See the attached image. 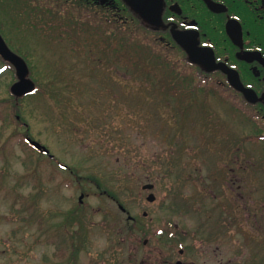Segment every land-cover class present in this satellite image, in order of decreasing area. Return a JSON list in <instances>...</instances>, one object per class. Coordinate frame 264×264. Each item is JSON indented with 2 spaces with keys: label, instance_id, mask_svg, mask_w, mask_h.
Segmentation results:
<instances>
[{
  "label": "flooded vegetation",
  "instance_id": "flooded-vegetation-1",
  "mask_svg": "<svg viewBox=\"0 0 264 264\" xmlns=\"http://www.w3.org/2000/svg\"><path fill=\"white\" fill-rule=\"evenodd\" d=\"M128 25L149 32L148 37L169 52L181 49L183 56L177 60L197 70L199 90L207 87L203 94L228 96L219 104L226 116L219 126L228 130L219 145L222 167L212 164L207 187H182L181 224L146 211L131 215L118 197L112 201L124 215L103 216L102 221L78 215L73 207L57 215L58 221H53L56 215H43L38 237L52 249L45 260L52 264H264V0H0V34L27 63L26 54L17 49L24 47L15 48L14 43L21 45L29 36L45 37L44 31L55 30L74 46H86L94 62H112L120 68ZM13 30L20 38H14ZM177 36L196 45L208 62H193ZM212 60L227 72L211 68ZM0 62L12 76V64L1 57ZM230 73L237 75L241 88L232 84ZM11 117V107L1 111L2 132L11 127ZM12 140L10 136L0 145V156L7 157ZM25 143L40 157L33 171L39 172L47 161L57 172L76 174V167L62 164L52 152L42 154ZM68 184L66 188H73L71 181ZM143 190L149 192V203L157 202L158 187ZM165 202L167 207L171 200ZM94 228L102 229V234Z\"/></svg>",
  "mask_w": 264,
  "mask_h": 264
},
{
  "label": "rangeland",
  "instance_id": "rangeland-1",
  "mask_svg": "<svg viewBox=\"0 0 264 264\" xmlns=\"http://www.w3.org/2000/svg\"><path fill=\"white\" fill-rule=\"evenodd\" d=\"M13 31L14 38L19 37ZM42 34L45 37L29 36L14 47H24L17 49L26 54L37 88L35 80L53 83L48 88L53 95L40 91L13 107V77L0 72V114L12 109L11 127L2 132L0 121V145L13 137L7 157L0 156V264H52L45 260L52 249L38 237L43 215L62 216L72 207L94 221L124 215L106 189L131 215L146 211L181 224L182 187H207L214 165L222 167L219 145L228 136L219 126L226 118L219 108L224 101L211 98V113L197 108L183 126L173 119L175 105L166 104L152 82L139 81L131 62L124 60L120 68L112 62L99 64L88 56L86 46H74L66 35L55 30ZM26 133L48 146L62 164L76 167V174L57 172L47 161L39 172L33 171L40 157L24 143ZM88 176L97 177L105 188L85 181ZM69 181L73 188H66ZM146 184L158 187L156 203L147 201ZM166 199L171 200L167 207ZM56 216L53 221L60 220Z\"/></svg>",
  "mask_w": 264,
  "mask_h": 264
},
{
  "label": "trees",
  "instance_id": "trees-1",
  "mask_svg": "<svg viewBox=\"0 0 264 264\" xmlns=\"http://www.w3.org/2000/svg\"><path fill=\"white\" fill-rule=\"evenodd\" d=\"M149 32L144 30H137L132 26L128 25L125 28L124 33V57L126 62H131V68L133 73L138 76L140 75L139 81H147L153 83V88L156 93H162L166 104H174L173 119L176 123H182L183 126L191 120V115L197 108L201 110L203 114L211 113L208 109L211 98L221 99L228 96H210L203 94V90H206V86L200 89L197 70L190 68L189 65L184 62L177 60L178 57L183 56V51L169 52L163 45L154 42L150 39ZM1 63V62H0ZM3 62L0 64L3 67ZM1 67V68H2ZM128 67V63H126ZM129 68V67H128ZM13 83L17 80L14 68H12ZM39 83L36 92L32 95L47 92L53 95V89H49V85H43L40 80H35ZM186 86H189L187 88ZM192 88H191V87ZM186 87V88H185ZM10 88V87H9ZM185 88V89H184ZM203 89V90H202ZM187 90V92H185ZM10 94V91H9ZM11 99L15 107L17 101H22L24 98L17 99L14 96ZM196 113L194 116H197ZM210 115V114H209ZM178 119V121H177ZM25 121L24 119H21ZM206 122H208L206 120ZM21 123H19L20 125ZM181 124V125H182ZM180 125V130H181ZM19 134V133H15ZM87 182H95L99 189L103 190V184L98 180L97 177L88 176L84 178ZM106 194L116 198L115 193L106 189ZM79 215H83L79 213Z\"/></svg>",
  "mask_w": 264,
  "mask_h": 264
},
{
  "label": "water",
  "instance_id": "water-1",
  "mask_svg": "<svg viewBox=\"0 0 264 264\" xmlns=\"http://www.w3.org/2000/svg\"><path fill=\"white\" fill-rule=\"evenodd\" d=\"M179 43H181L184 48L188 51V54L190 58L192 59L193 62H203L206 63L208 62L207 59L203 58L202 51L196 47V45L192 44H187L186 41H184L183 38L181 37H176ZM0 55L5 61L10 62L14 68L16 69V74L18 81L12 86L11 92L16 98H21L23 96H26L28 94H31L32 92L35 91L36 85L35 83L29 78V68L27 63L19 57L17 54H15L6 44L4 41L3 37L0 34ZM211 62V61H210ZM212 66L211 68L213 69H222L227 72L226 67H223L222 65H215L214 61L212 60V63L210 64ZM231 77V82L234 84L236 87H240V80L238 79L237 75L234 76L232 73H230ZM245 94L247 97L251 98L249 94L246 93V90H244ZM28 143L34 147L36 150H38L41 153L49 154V150L42 146L40 143L37 141L32 140L31 138L27 139ZM154 187L153 185H146L144 188L145 189H152ZM83 196H81L80 200L82 201ZM150 201L154 200L153 196L149 197Z\"/></svg>",
  "mask_w": 264,
  "mask_h": 264
},
{
  "label": "snow or ice",
  "instance_id": "snow-or-ice-1",
  "mask_svg": "<svg viewBox=\"0 0 264 264\" xmlns=\"http://www.w3.org/2000/svg\"><path fill=\"white\" fill-rule=\"evenodd\" d=\"M5 70V68H0V72H4Z\"/></svg>",
  "mask_w": 264,
  "mask_h": 264
}]
</instances>
